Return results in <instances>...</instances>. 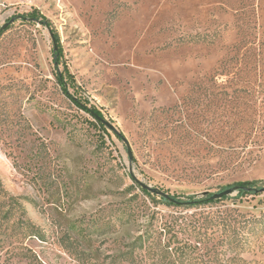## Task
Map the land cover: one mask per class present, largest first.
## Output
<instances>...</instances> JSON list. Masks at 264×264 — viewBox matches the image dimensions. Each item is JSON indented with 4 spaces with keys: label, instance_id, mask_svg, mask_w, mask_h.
Here are the masks:
<instances>
[{
    "label": "rangeland",
    "instance_id": "374dc122",
    "mask_svg": "<svg viewBox=\"0 0 264 264\" xmlns=\"http://www.w3.org/2000/svg\"><path fill=\"white\" fill-rule=\"evenodd\" d=\"M0 30V264H264V191L141 190L264 180V0H0Z\"/></svg>",
    "mask_w": 264,
    "mask_h": 264
},
{
    "label": "trees",
    "instance_id": "16d2710c",
    "mask_svg": "<svg viewBox=\"0 0 264 264\" xmlns=\"http://www.w3.org/2000/svg\"><path fill=\"white\" fill-rule=\"evenodd\" d=\"M26 16L29 19L40 20L42 23H44L47 27H49L53 31L55 38L58 39L56 36V32H54V29L51 27L50 21L45 16L40 14L38 10L34 9L31 12H29ZM3 31L4 30H0V34ZM61 56H62V50L59 47L58 50H54L53 60L57 67L55 72V77L57 79V82L61 86L62 91L78 108L84 110L86 113H88L91 116L92 120H89L88 122L90 127H93L97 131H103L107 135H109L108 129L111 128H109L107 124V120L104 118L103 113L97 107L93 105H88L86 100L85 101L82 100L80 96L73 93L72 94L69 93L68 88H74L75 81H74V77L66 67H64L62 71L58 69V64L61 59ZM227 62L228 61H225V63L223 64L221 71L218 73L219 76L229 75V70L226 67ZM227 188H232V190H236L238 196L256 195L264 191V180L236 181L231 184H227L225 186L220 187V189L217 192H221ZM141 190L143 191L144 194L148 196L152 195L151 192L144 187H141ZM158 190L164 192L166 195L156 193V196H159L160 199H162L168 205L184 206V207H198L200 205L214 203L219 200L226 199L229 195L227 194V195H223L222 197L212 198L211 196L217 192L215 193L205 192L201 197L190 195L186 197V199L184 200V199H180L176 194H170L162 189H158Z\"/></svg>",
    "mask_w": 264,
    "mask_h": 264
},
{
    "label": "water",
    "instance_id": "95a60500",
    "mask_svg": "<svg viewBox=\"0 0 264 264\" xmlns=\"http://www.w3.org/2000/svg\"><path fill=\"white\" fill-rule=\"evenodd\" d=\"M107 124H108L109 128H111V130H113V131L116 132V133L118 132L117 129H116V128H115L110 122L107 121ZM128 155H129L130 157H132L130 149H128ZM142 186H143L144 188L150 190V191H154L155 193H159V194H164V195H166L164 192H162V191H160V190H158V189H156V188H155V189H152V188L147 187L146 185H142ZM231 191H232V188H227V189H225V190H223V191H221V192H217V193L213 194L211 197H212V198L222 197L223 195L230 194Z\"/></svg>",
    "mask_w": 264,
    "mask_h": 264
}]
</instances>
